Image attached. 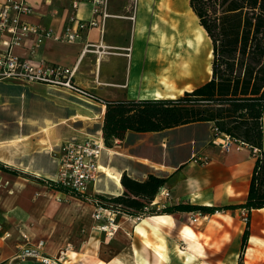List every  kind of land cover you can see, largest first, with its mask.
<instances>
[{"label": "crops", "instance_id": "crops-1", "mask_svg": "<svg viewBox=\"0 0 264 264\" xmlns=\"http://www.w3.org/2000/svg\"><path fill=\"white\" fill-rule=\"evenodd\" d=\"M5 1L0 0V6ZM27 1L33 11L31 15L23 17V20L43 30H52L58 36L64 34L69 19L74 15L80 21L95 19L98 22L97 27L83 32L81 38L74 42L60 43L47 39L35 49L34 59L46 64L75 68L76 84L105 101L172 99L184 92H191L211 78V41L199 25L198 18L189 6V0H138L136 9L131 13L126 12L129 8L133 9L129 2L110 0L109 13L113 18L105 21L96 19L92 15L93 7L85 1L75 11L71 7V0ZM31 39L26 40L21 47L14 48L13 52L20 57H29V49L33 44ZM6 49V46L0 44V52ZM17 86L27 87L33 96L36 95L30 99L32 104L36 103V98L41 99L38 104L42 109L30 111V115H36L35 117L19 121L21 126L24 123L31 126L27 134L0 137V163L8 169H0V263L12 258L22 243V236L17 230L6 224L8 218H33L37 215L32 211L33 206L74 212L76 221L72 218V224L60 225L58 232L50 229L45 231L49 237L44 240L47 242L48 255L56 256L60 249L72 247L63 261L65 264H171L174 257L181 258L183 264L202 263L196 262L198 258L193 255L191 261L186 260V255H190L191 251L187 246L190 239L185 234V227H190L181 222L184 216L198 212L163 214L168 219L157 228L154 221L156 215L137 222L119 216L115 232L108 236L95 227L92 219L94 205L91 202L50 189L44 181L53 180L58 167L50 151L73 136L94 137L85 133L76 134L75 129L62 126L60 121L63 120L58 116L57 110L40 96L44 90L49 91L45 86L0 82V102L2 98H19V95H12L18 93L14 90ZM97 108L98 137L94 139L99 140L100 137L103 142L101 126L105 107ZM201 126L208 131L205 140L198 141L192 137L181 141L167 136L174 131ZM136 135L145 137L142 144L149 145V151L141 150V154L132 155L122 146L112 148L118 153L104 147L103 156L108 157L109 161L107 165H100V170L106 174L108 184L103 186L100 193L106 198L123 192L120 179L126 173L138 181L145 180L149 174L168 178L162 190L169 192V198L164 199L160 195L156 197V205L160 203L164 207H220L245 202L255 158L249 150L228 153L212 145L210 123L190 124L158 133H127L124 138ZM114 142L123 143L118 140ZM119 154H128L131 159L124 160L123 163L126 164L114 166L110 156H120ZM173 154H180L182 158L174 162ZM194 157L203 159L205 163H196ZM10 168H14L17 173ZM114 175H117V181L113 188L109 180ZM50 192L71 200L69 203H51L46 197ZM21 204L30 206V213L24 212ZM84 218L86 225L80 227ZM192 232L194 240L206 253L207 243L194 230ZM200 233L207 238L215 237L209 230ZM5 235L9 237L6 238ZM27 236L33 241L40 239L34 237V234ZM239 237L241 248L242 237ZM249 237L250 246L247 249L262 250L252 243L256 236ZM179 245L184 246L183 250ZM160 252L165 257L163 261L160 259L162 255H158ZM176 253L180 254L179 257H176Z\"/></svg>", "mask_w": 264, "mask_h": 264}, {"label": "trees", "instance_id": "trees-1", "mask_svg": "<svg viewBox=\"0 0 264 264\" xmlns=\"http://www.w3.org/2000/svg\"><path fill=\"white\" fill-rule=\"evenodd\" d=\"M212 45L211 78L172 99L105 101L103 145L124 141L127 133H158L181 126L210 123L211 129L253 146L259 152L244 203L223 207L152 206L168 178L153 174L138 181L123 173V192L96 196L105 207L131 218L176 212L213 215L220 211L264 209V0H189ZM0 169L8 171L0 163ZM50 189L80 198L69 189L44 181ZM248 219L246 225L248 226ZM241 250L248 230L241 235Z\"/></svg>", "mask_w": 264, "mask_h": 264}, {"label": "built area", "instance_id": "built-area-1", "mask_svg": "<svg viewBox=\"0 0 264 264\" xmlns=\"http://www.w3.org/2000/svg\"><path fill=\"white\" fill-rule=\"evenodd\" d=\"M91 4L92 15L97 18H113L109 13L110 0H71V7L75 11L82 2ZM129 2L133 11L136 9L138 0H124ZM27 0H6L0 6V44L6 46L4 52H0V82H14L21 85H41L47 89L61 93L68 97L76 98L84 103L98 107H105V100L90 90L79 86L74 81L75 68H68L56 64H46L43 61H35V49L44 41L74 42L81 38V34L91 28L98 26L95 19L80 21L75 15L69 19L68 25L62 36L53 33L52 30H43L36 25L23 20V17L32 14L33 9ZM133 19V17H130ZM32 38V39H31ZM33 41L29 49V57H20L13 52L16 47H21L26 40ZM211 144L220 147L225 152L249 150L252 157L259 158V152L253 146L233 139L226 134H221L217 129H212ZM51 155L57 164V173L52 181L70 191L83 197L94 205L92 219L95 227L108 236L112 235L117 226V218L125 216L111 207H105L96 196H103L96 186L101 176V160L104 153L103 142L98 139L73 136L51 150ZM194 161L203 164L205 161L194 157ZM89 188L91 193L89 194ZM169 198V192L160 190L156 197ZM152 206L156 209L164 208V205L157 203L156 198ZM201 216L200 213L191 215L190 221L195 223ZM128 217V216H125ZM137 222L142 218H131ZM0 226V231H1ZM6 238L9 235H5ZM22 243L12 258L0 264H15L32 261L37 264H65L68 251L72 247H65L58 251L56 256H50L46 252V241L43 239L30 240L26 234H22Z\"/></svg>", "mask_w": 264, "mask_h": 264}, {"label": "rangeland", "instance_id": "rangeland-1", "mask_svg": "<svg viewBox=\"0 0 264 264\" xmlns=\"http://www.w3.org/2000/svg\"><path fill=\"white\" fill-rule=\"evenodd\" d=\"M132 10L133 9L129 8L126 10V12L131 13L133 12ZM14 90L18 93H13L12 95H19V98H2L0 102L1 138L6 136H20V134H27L31 126H27V124L24 122V124L21 126L19 125V121L23 120L24 118L35 117L36 115H30V111H41L42 109V106L38 104V101H42L41 99L36 98V103H31L30 99H32L36 95L33 96L30 93L31 91L29 88L17 86L14 87ZM40 96L43 97L45 101L48 100L49 103L54 106L55 111L57 110L56 112L58 116L63 120L60 122H62V126L64 128L70 130L75 129L74 131L76 134L85 133L93 136L94 138L98 137L96 122L99 121L97 118L99 109L97 108V106H94V104L90 105L84 103L76 98L68 97L66 95H62L61 93H55L50 90L47 92L46 90H44V93H40ZM207 135L208 131L203 126L188 130H178L167 134V136H172L173 139L177 138L181 141L188 140L192 137H195L196 139H198V141H201L205 140ZM143 139H145V137H142L141 135L128 136V138L125 139L121 144L112 142L110 149L112 152L118 153L116 150H112V148L116 146H122L123 148L128 149L129 152L132 153V155L141 154V150L149 151V145L145 146L144 144H142ZM158 139L159 138H157V140ZM119 155L120 156H110L112 159V164L114 166L121 165L126 159H131L128 154L126 156H123L121 154ZM172 157L175 160L174 162H176L182 158V155L173 154ZM108 161V157L104 155L101 160V165H107ZM10 169H12L11 171L16 172L14 168ZM31 180H36V178H31ZM42 183L44 184V182ZM107 184V177L102 175L100 182L96 186V190H102L103 186ZM88 192L89 194L91 193V188H89ZM46 197L47 201L49 200V202L51 203L53 201H56L58 203H69V201L71 200L69 199V197L63 195L58 196L52 192L47 193ZM21 207L23 208L24 212L30 213V206L21 204ZM33 208V213L37 214L33 218L27 217L25 219L19 218L18 220H16V218H11L13 216H10V218H8L7 220L8 223L6 224H8V226L14 227L19 235L34 234V237H39L40 239L45 240L49 239V237L45 234V231H47V229H50L51 231L55 230L58 232L60 225H68L70 223L72 224L73 220L74 222L76 221V218H74L73 215L74 212L70 213L63 210L51 208L46 209V206H39V209L33 206ZM190 217V215L184 216L182 218L183 220H181L182 224L184 226H189L190 228H192V230L197 233L198 237L203 239V241L207 243L206 253H204L205 258H198L196 259V262H202L201 264H206L205 262L209 264H235V262L237 264H264V211L257 212L256 210H253L250 212L249 216L245 210H231L228 212L220 211L218 212V214L215 213V215L212 217L206 215L199 216L197 217L198 222L195 223L190 221ZM247 219L249 221L248 226L246 225ZM83 221L84 222H81L82 224L80 225V227L82 225H86L85 218L83 219ZM245 229L248 230L249 236H256L255 239H252V243L260 247L262 250H248L247 248L250 246L248 242L245 248L241 250L238 238H240L239 235H242ZM204 230L212 231L213 233L211 234L215 237L207 238L201 236L200 232ZM179 247L181 250H183L184 248L183 245H179ZM176 254V257H179L180 254ZM158 255H162V258L160 259L163 261V259L165 258L163 253L160 252ZM192 257L193 256L187 254L186 260L191 261ZM15 264H31V262L27 261ZM171 264H183V261L181 260V258L175 259L174 257Z\"/></svg>", "mask_w": 264, "mask_h": 264}, {"label": "bare ground", "instance_id": "bare-ground-1", "mask_svg": "<svg viewBox=\"0 0 264 264\" xmlns=\"http://www.w3.org/2000/svg\"><path fill=\"white\" fill-rule=\"evenodd\" d=\"M116 181H117V175H114L113 177L110 178L109 182L112 183V187H116ZM110 189V188H109ZM166 219H168L166 216H163L162 215H156L155 218H154V221H156V228L161 226L162 224L166 223ZM187 233L189 239H190V242H189V245H187L191 251V254L190 255H193L195 256L196 258H199V259H204L205 258V255L203 252V248L202 246L194 240L195 238V235L194 233L192 232V230L188 227H185V234Z\"/></svg>", "mask_w": 264, "mask_h": 264}]
</instances>
